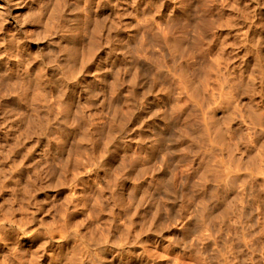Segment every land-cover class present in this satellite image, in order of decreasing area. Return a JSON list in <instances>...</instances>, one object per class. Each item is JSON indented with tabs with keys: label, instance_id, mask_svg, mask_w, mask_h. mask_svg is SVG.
I'll return each instance as SVG.
<instances>
[{
	"label": "clouds",
	"instance_id": "9594fccd",
	"mask_svg": "<svg viewBox=\"0 0 264 264\" xmlns=\"http://www.w3.org/2000/svg\"><path fill=\"white\" fill-rule=\"evenodd\" d=\"M0 264H264V0H0Z\"/></svg>",
	"mask_w": 264,
	"mask_h": 264
}]
</instances>
